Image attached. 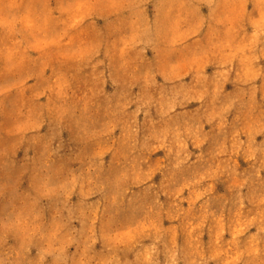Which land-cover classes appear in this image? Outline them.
I'll use <instances>...</instances> for the list:
<instances>
[{
    "label": "clouds",
    "instance_id": "1",
    "mask_svg": "<svg viewBox=\"0 0 264 264\" xmlns=\"http://www.w3.org/2000/svg\"><path fill=\"white\" fill-rule=\"evenodd\" d=\"M0 264H264V0H0Z\"/></svg>",
    "mask_w": 264,
    "mask_h": 264
}]
</instances>
